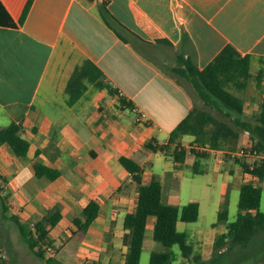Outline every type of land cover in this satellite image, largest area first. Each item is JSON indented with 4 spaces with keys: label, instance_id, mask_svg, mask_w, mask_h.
<instances>
[{
    "label": "crops",
    "instance_id": "obj_1",
    "mask_svg": "<svg viewBox=\"0 0 264 264\" xmlns=\"http://www.w3.org/2000/svg\"><path fill=\"white\" fill-rule=\"evenodd\" d=\"M1 2L8 9L6 2ZM103 3L139 38L130 37L129 43L120 39L100 15ZM228 43L242 54L255 56L253 65L258 66L257 58L264 57V0H34L22 26L0 25V129L15 122L31 143L26 158L16 156L7 144L0 145V175L6 182L3 192L13 198V206L19 204L20 212L18 208L14 212L20 216L15 215L23 222L40 219L60 205L63 218L51 232L54 241L55 229L66 222L75 230L74 219L82 216L91 199H97L100 214L86 234L106 229L108 221L116 218L117 227L121 226V262L125 264L128 247L123 242L124 219L136 210L139 192L120 158L138 162L144 168L143 182L160 181L163 201L176 205L183 171L190 167L186 162L178 165L172 156L155 152L148 145L169 143L172 131L200 103L184 81L180 85L171 77V68L180 56H191L203 68ZM166 52H173L175 57L170 61ZM87 60L117 91L113 96L126 97L134 104L131 110L137 119L130 129L127 123L121 128L106 119L102 103L90 110L85 98L106 90L89 85L84 97L69 105V81ZM244 91L233 89L238 96H248ZM250 93L260 96L257 90ZM242 138L243 134L240 148ZM193 141L194 136L184 135L177 143L190 149ZM217 152L225 155V151ZM154 157L160 166L164 163L161 173L152 171ZM225 157L222 155L218 162L225 166L226 176H222L218 189L208 186V208L204 210L198 201V221L204 212L208 218L203 229L198 235L182 229L194 253L181 264H200L195 256L209 262L218 235L227 229V221L219 222V212L228 197V187L240 180L236 186L240 189L245 182L235 153L231 155L234 159ZM36 162L57 168L62 175L54 181L37 177ZM154 227L155 218L150 217L143 252L158 245L153 238ZM96 238L100 241V232ZM165 250L163 246L160 251Z\"/></svg>",
    "mask_w": 264,
    "mask_h": 264
},
{
    "label": "trees",
    "instance_id": "obj_2",
    "mask_svg": "<svg viewBox=\"0 0 264 264\" xmlns=\"http://www.w3.org/2000/svg\"><path fill=\"white\" fill-rule=\"evenodd\" d=\"M0 0V25L7 27L22 26L28 16L34 0ZM100 15L104 22L112 28L123 41L129 43L130 37H138L128 30L111 13L107 3L100 7ZM184 38L187 31L183 27ZM139 38V37H138ZM256 57L252 54L240 53L232 44H226L218 54L203 68L199 67L193 58L180 56L177 65L171 68L172 78L178 84L183 81L196 91L199 99L210 109L194 106L188 116L183 119L172 131L170 142L167 144L150 143L148 147L155 152L166 153L173 157L178 165L186 162L188 153L197 157L193 165L194 174L203 173L200 170L201 159L211 155L209 150L225 151L226 157L240 150L242 134L247 132L250 136L251 151L257 155L264 154V57L257 58L258 66L253 63ZM103 72L90 60L78 66L71 76L67 92L68 103L74 105L84 97L89 85L107 90L111 95L117 91L106 84L100 77ZM253 83L254 88L260 93L258 106L248 117V104L246 99L233 93L247 90ZM183 85V84H182ZM123 107L134 109V104L126 97H119ZM184 135L194 136L190 149L177 143ZM7 144L18 157L26 158L29 154L31 143L21 134V127L13 122L0 129V145ZM253 166L247 165L242 158L236 160L242 165L246 173L255 175L260 180L264 179V158L259 157ZM121 164L131 174L138 186V203L136 210L128 213L124 219L126 231L123 242L128 247L125 264H140L147 234V223L150 217L155 218L153 232L154 240L166 247L165 251H154L151 254L150 264H175L176 255L173 246L178 245L182 256L191 259L194 247L190 243L186 232L178 229V222H197L200 217V203L191 201L183 206L167 204L163 201V184L158 180L150 183L143 182L144 168L134 159L126 156L120 158ZM34 170L37 177H47L54 181L62 175V171L36 162ZM5 188H0V199L6 208V197L2 196ZM264 188L260 184L245 182L241 185L239 196V212L234 221L227 224L226 232L219 234L214 248L213 257L209 262L195 256V261L200 264H227V254L236 252L237 256L248 249L260 232L264 233V212L261 211ZM228 199L219 212V222L228 221ZM101 203L91 199L83 210L82 216L73 221L75 230L73 234H86L100 214ZM63 214L60 206L56 205L41 220L36 222L34 230L26 226L19 216L13 215L12 220L19 227L21 236L28 243L30 251L38 258L51 263L54 258L47 257L48 247L53 246L52 230L60 223ZM224 245L227 250L223 251ZM0 264H5L0 261ZM97 264V263H95Z\"/></svg>",
    "mask_w": 264,
    "mask_h": 264
},
{
    "label": "rangeland",
    "instance_id": "obj_3",
    "mask_svg": "<svg viewBox=\"0 0 264 264\" xmlns=\"http://www.w3.org/2000/svg\"><path fill=\"white\" fill-rule=\"evenodd\" d=\"M166 53L165 54L167 56V59H169L170 61L175 57V54H173V52L171 54L170 52ZM186 85L188 88H190L195 97L199 98L193 87L188 83H186ZM251 91H256L253 86V83H251L247 91L243 92L247 93L248 95L243 96L248 104V117H250L251 113L257 109L259 100V96H252L250 93ZM85 100H87V102L90 104V110L95 104H104V115L107 116L106 119L111 120L112 122H114V124L122 126L121 128L124 127L125 123H127V129H130L132 126H134V122L137 119L136 114L133 112V110L129 108L123 109L117 96L111 95L107 90L105 92L99 91L95 94V96H87ZM199 103L200 108L210 110L200 99ZM0 119L2 121V118ZM242 140L243 145L239 151H244V154L239 155V157L242 158V161L247 163V165L253 166L257 160H260V154L257 155L251 151V141L249 133H243ZM222 155L225 156L223 153L212 151L210 158L202 159L200 162V168L202 170H206V173L203 174H194L192 172V168L195 162L197 161V157L194 154L188 155L186 164L190 168H185L183 171L184 177L181 180V186L177 188L178 190H180V194L178 193L177 199L175 200L176 205L181 207L189 203L190 201H199L204 210L208 208V186L211 187L212 190L218 189L219 185L222 183L223 180L222 176H226L225 166L218 162ZM225 158L234 159L233 157L229 156ZM152 161L155 163V167L152 168L153 173H161L162 167H164V163L162 162V165L160 166L155 157ZM217 167L220 168V172H216L218 171ZM242 174L244 176L242 182H253L262 185L264 188V179L260 180L255 175L246 173L244 170ZM240 183L241 181L239 180L234 182L232 185H229L228 187L227 199L229 201V220L226 223L234 221L239 212L238 204L240 189L236 188V186ZM166 193L167 191H165V198L167 201L168 198L166 196ZM173 193L175 195L177 194L175 189ZM2 196L6 197L5 204L7 209H5L0 199L1 262L5 264H95V262L98 264H123L121 262L124 258V254H122L121 249L122 238L120 237L119 233L121 231V226L117 227L118 220L116 218L108 221L109 225L106 229H97L91 236H89L88 234L81 233L73 234L71 229L72 227L66 226V222L61 224L58 229H55L53 232L55 234V239L53 241L52 251H47V257L54 258V260L49 263L46 260H42L36 257L30 251L28 243L20 234L18 225L15 221L11 219L13 215L17 214L15 213L17 208V211L20 212L19 204H15L13 206V198L8 196L4 192L2 193ZM53 208L54 207L49 209L46 214H48ZM261 211L264 212V196L262 200ZM17 215L20 216V214ZM206 216V212H204L202 219L194 223H183L181 221V231L182 229H185L191 235H198L201 229H203V225L208 220ZM42 218L43 217H41L40 219L30 218L27 221L24 220V222L29 228V230H34L36 222H38ZM224 222L225 221L220 223L223 224ZM99 232L102 235V238L100 239V241H97L98 239L96 237L98 236ZM192 239L195 240V238ZM154 242L158 245H156V247L153 249H150L148 247L145 249L140 264H150L151 253L153 251H160L163 248L162 243L157 241ZM117 247L120 248L121 253ZM195 248L196 251H198V248ZM226 248L227 245H224V247L222 248L223 251L227 250ZM172 251L174 252L177 258L176 264H181L183 261V256L180 247L178 245H175L173 246ZM226 256L228 258L227 264H264V233L260 232L259 234H257V237L252 242V245L249 246L246 251L241 253L239 257L237 256L235 251L229 252Z\"/></svg>",
    "mask_w": 264,
    "mask_h": 264
},
{
    "label": "built area",
    "instance_id": "obj_4",
    "mask_svg": "<svg viewBox=\"0 0 264 264\" xmlns=\"http://www.w3.org/2000/svg\"><path fill=\"white\" fill-rule=\"evenodd\" d=\"M100 2H104L105 0H99ZM244 151H238L237 153H235V156H239V155H243ZM261 158H264V154L260 155ZM5 180L3 178L2 175H0V188H5ZM48 251H52V246L48 247Z\"/></svg>",
    "mask_w": 264,
    "mask_h": 264
}]
</instances>
